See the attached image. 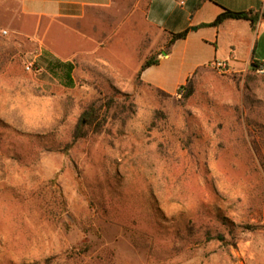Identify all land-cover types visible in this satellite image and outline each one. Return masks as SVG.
Returning a JSON list of instances; mask_svg holds the SVG:
<instances>
[{"label": "rangeland", "instance_id": "1", "mask_svg": "<svg viewBox=\"0 0 264 264\" xmlns=\"http://www.w3.org/2000/svg\"><path fill=\"white\" fill-rule=\"evenodd\" d=\"M37 55L0 36V264H264V75L204 68L182 102L90 57L65 88ZM114 87L131 100L108 109ZM93 102L102 132L48 152ZM206 226L236 245L200 243Z\"/></svg>", "mask_w": 264, "mask_h": 264}, {"label": "crops", "instance_id": "2", "mask_svg": "<svg viewBox=\"0 0 264 264\" xmlns=\"http://www.w3.org/2000/svg\"><path fill=\"white\" fill-rule=\"evenodd\" d=\"M263 10L264 0H0V34L34 43L39 69L42 58L76 66L90 57L136 80L144 61L155 55L158 65L145 70L141 82L175 95L214 62L225 63L228 73L264 63V19L255 29L245 20L202 27L225 11ZM185 31L186 38L167 53L169 39Z\"/></svg>", "mask_w": 264, "mask_h": 264}, {"label": "trees", "instance_id": "3", "mask_svg": "<svg viewBox=\"0 0 264 264\" xmlns=\"http://www.w3.org/2000/svg\"><path fill=\"white\" fill-rule=\"evenodd\" d=\"M260 19H264V10L262 13L258 14H253L252 12H230V11H225L222 14H220L214 22L210 24H204L202 27L205 28H218L220 27L225 21L227 20H245L250 22L251 26L253 29L256 28L258 22ZM187 31L182 32L180 34H174L168 41L167 43V49L166 52L168 53L169 50L172 48V46L180 40H184L187 36ZM42 61L46 63L47 65L45 66L44 63V68L57 80L60 81V85H62L65 88H73L74 87V80L72 78L73 76V71L75 66L71 63H60L57 61H49L46 60L45 58H42ZM158 65V60L156 56H152L148 58L147 60L144 61L142 64V67L137 74L136 77V83L138 85H144L141 82V75L142 73L147 70L150 67ZM255 69H251L253 74H256L257 69L260 66H264V63H254ZM36 70L39 68V65L36 64L35 66ZM196 72L191 78L187 80V82L182 85L175 97H178L182 102H187L191 97L194 95V76L197 74ZM115 94L114 96L109 100V106L108 109H111L114 106L115 100H117L118 96H121L124 101H130L131 96L129 94H122L119 90H117L114 87ZM158 95H163L169 98H173L174 96L169 95L159 89L155 90ZM133 106V105H131ZM102 111V106L99 107L97 105V102H93L90 104V107L82 114L81 120L79 123L76 125L72 135H71V140L68 144L64 146L63 149H49L48 152H57V153H66L67 150L71 149L77 142L80 140L86 139L89 135V131L94 133V134H100L103 130V127L107 123V118L101 114ZM158 113L155 114V116ZM103 115V116H102ZM157 117H154V119ZM155 126V122H153ZM216 219L218 223H222L223 226H229L232 225L227 218L221 216V215H216ZM255 228L253 226H246V230L248 231H253ZM185 233H189V231H186ZM231 239L228 240L225 236L224 233H222L220 230L212 229L210 226H206L203 235H202V240L200 243L203 244H209V243H221L223 245H231L235 246L237 241H236V236L234 232L231 230L229 232ZM179 234L178 238H182L183 235ZM90 253V248L85 247V248H80L78 252H73L71 257L74 259H79L82 256H87ZM96 262L98 264H114V253L111 250L108 249H103L100 253L97 254V258H95Z\"/></svg>", "mask_w": 264, "mask_h": 264}, {"label": "built area", "instance_id": "4", "mask_svg": "<svg viewBox=\"0 0 264 264\" xmlns=\"http://www.w3.org/2000/svg\"><path fill=\"white\" fill-rule=\"evenodd\" d=\"M3 35H6L7 33L6 32H2ZM211 68L220 73V74H227L228 73V70L226 68V65L225 63L223 62H214L212 65H211ZM32 66L31 65H27L26 66V70L31 72L32 71ZM257 73L260 74V75H264V66H260L258 69H257Z\"/></svg>", "mask_w": 264, "mask_h": 264}, {"label": "water", "instance_id": "5", "mask_svg": "<svg viewBox=\"0 0 264 264\" xmlns=\"http://www.w3.org/2000/svg\"><path fill=\"white\" fill-rule=\"evenodd\" d=\"M194 29H196V28H194ZM251 68H252V69H255V65H252Z\"/></svg>", "mask_w": 264, "mask_h": 264}]
</instances>
